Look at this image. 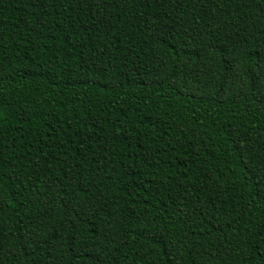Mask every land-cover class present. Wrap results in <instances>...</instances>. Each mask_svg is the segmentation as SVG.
Wrapping results in <instances>:
<instances>
[{
	"label": "trees",
	"instance_id": "1",
	"mask_svg": "<svg viewBox=\"0 0 264 264\" xmlns=\"http://www.w3.org/2000/svg\"><path fill=\"white\" fill-rule=\"evenodd\" d=\"M0 264H264V0H0Z\"/></svg>",
	"mask_w": 264,
	"mask_h": 264
}]
</instances>
